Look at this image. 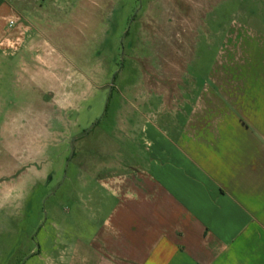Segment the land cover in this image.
Masks as SVG:
<instances>
[{
  "label": "rangeland",
  "instance_id": "rangeland-1",
  "mask_svg": "<svg viewBox=\"0 0 264 264\" xmlns=\"http://www.w3.org/2000/svg\"><path fill=\"white\" fill-rule=\"evenodd\" d=\"M11 1H25L27 45L0 86V264H43L98 222L95 180L131 167L133 112L155 113L185 70L207 74L245 2Z\"/></svg>",
  "mask_w": 264,
  "mask_h": 264
},
{
  "label": "crops",
  "instance_id": "crops-1",
  "mask_svg": "<svg viewBox=\"0 0 264 264\" xmlns=\"http://www.w3.org/2000/svg\"><path fill=\"white\" fill-rule=\"evenodd\" d=\"M24 2L0 0V86L13 58L23 68ZM244 2L207 74L185 70L178 94L148 99L155 113L133 112L131 167L95 180L98 222L40 262L264 264V0Z\"/></svg>",
  "mask_w": 264,
  "mask_h": 264
},
{
  "label": "built area",
  "instance_id": "built-area-1",
  "mask_svg": "<svg viewBox=\"0 0 264 264\" xmlns=\"http://www.w3.org/2000/svg\"><path fill=\"white\" fill-rule=\"evenodd\" d=\"M14 24H15V23L11 21V22L8 23V26H9V27H13Z\"/></svg>",
  "mask_w": 264,
  "mask_h": 264
},
{
  "label": "flooded vegetation",
  "instance_id": "flooded-vegetation-1",
  "mask_svg": "<svg viewBox=\"0 0 264 264\" xmlns=\"http://www.w3.org/2000/svg\"><path fill=\"white\" fill-rule=\"evenodd\" d=\"M88 133V131L87 132H84V134L83 135H86Z\"/></svg>",
  "mask_w": 264,
  "mask_h": 264
}]
</instances>
